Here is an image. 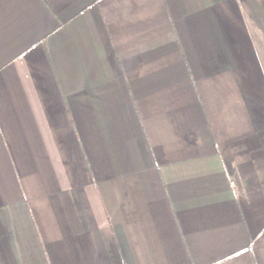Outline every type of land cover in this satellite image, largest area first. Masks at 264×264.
I'll return each mask as SVG.
<instances>
[{
    "label": "crops",
    "instance_id": "crops-1",
    "mask_svg": "<svg viewBox=\"0 0 264 264\" xmlns=\"http://www.w3.org/2000/svg\"><path fill=\"white\" fill-rule=\"evenodd\" d=\"M263 56L264 0H0V264H264Z\"/></svg>",
    "mask_w": 264,
    "mask_h": 264
},
{
    "label": "built area",
    "instance_id": "built-area-1",
    "mask_svg": "<svg viewBox=\"0 0 264 264\" xmlns=\"http://www.w3.org/2000/svg\"><path fill=\"white\" fill-rule=\"evenodd\" d=\"M230 183H231V185H232L233 187H235V184H234V182H233V181H231Z\"/></svg>",
    "mask_w": 264,
    "mask_h": 264
},
{
    "label": "rangeland",
    "instance_id": "rangeland-1",
    "mask_svg": "<svg viewBox=\"0 0 264 264\" xmlns=\"http://www.w3.org/2000/svg\"><path fill=\"white\" fill-rule=\"evenodd\" d=\"M264 57V56H263Z\"/></svg>",
    "mask_w": 264,
    "mask_h": 264
}]
</instances>
